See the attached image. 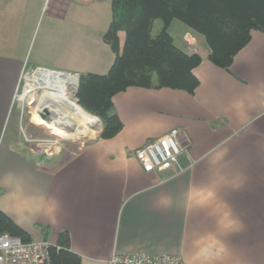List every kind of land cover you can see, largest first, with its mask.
Returning a JSON list of instances; mask_svg holds the SVG:
<instances>
[{"label":"crops","instance_id":"0c3cea01","mask_svg":"<svg viewBox=\"0 0 264 264\" xmlns=\"http://www.w3.org/2000/svg\"><path fill=\"white\" fill-rule=\"evenodd\" d=\"M2 2L0 211L32 241L54 246L67 232L81 264H108L114 252L264 264V34L251 32L225 71L208 61L205 40L190 29L177 44L173 21L174 45L202 59L193 95L129 88L112 98L123 126L114 138L47 156L19 139L15 120L8 126L21 74L105 76L115 59L102 40L111 0ZM124 40L120 33V51ZM173 129L183 147L178 164L144 172L134 152Z\"/></svg>","mask_w":264,"mask_h":264},{"label":"trees","instance_id":"16d2710c","mask_svg":"<svg viewBox=\"0 0 264 264\" xmlns=\"http://www.w3.org/2000/svg\"><path fill=\"white\" fill-rule=\"evenodd\" d=\"M111 22L102 40L115 55L105 76L81 75L75 94L77 104L102 124L99 139L114 138L121 130L112 98L129 88L181 90L193 95L199 82L193 70L198 54L178 49L168 32L175 20L200 35L209 50L208 61L229 71L235 56L249 43L251 32L264 34V0H111ZM163 27L155 37L153 23ZM125 34L122 50L119 34ZM22 242L31 237L0 211V235ZM49 264H81L70 251L67 232L49 247Z\"/></svg>","mask_w":264,"mask_h":264},{"label":"built area","instance_id":"2783aa9c","mask_svg":"<svg viewBox=\"0 0 264 264\" xmlns=\"http://www.w3.org/2000/svg\"><path fill=\"white\" fill-rule=\"evenodd\" d=\"M64 73L36 68L30 72L21 74L18 86L15 90L13 103L16 100L34 98L35 92L48 90L44 85L57 84L53 79ZM78 80L76 76L67 74ZM48 77H52V80ZM43 84V88H40ZM58 85V84H57ZM42 95V94H41ZM178 130H171L164 136L146 143L142 148L134 152V157L142 170L151 173L158 169H168L178 164V158L183 152L179 143ZM50 244L44 241L22 242L19 238L4 234L0 235V264H49ZM108 264H185L180 258L170 255H120L114 252Z\"/></svg>","mask_w":264,"mask_h":264},{"label":"rangeland","instance_id":"374dc122","mask_svg":"<svg viewBox=\"0 0 264 264\" xmlns=\"http://www.w3.org/2000/svg\"><path fill=\"white\" fill-rule=\"evenodd\" d=\"M0 5L1 7H6L5 6L6 2H2ZM101 11H103V8H101ZM4 13L6 15L7 10H5ZM1 16L2 15H0V39L6 38L7 33H8V27H7L8 20L6 16H2V18ZM174 22L175 23L172 25L171 31L173 35L175 36L176 43L180 45V43L183 44L182 30L185 28L187 29L189 28L180 21L175 20ZM2 23H5V24H2ZM40 25H41V21L36 25L34 39L38 35ZM160 25H162V22L160 20H156L153 23V27L151 30V35L153 37L159 34V31L157 29ZM97 28H96V32H98ZM23 29L24 27L21 28V30ZM28 29H30L31 31L33 29V26L32 27L30 26ZM77 88H78V85L76 88L75 87L72 88L71 86H68V91L71 94L69 99L72 102H75L76 104H77V99L75 98V94H76ZM42 92L43 91L35 92L34 98H29L25 100L20 99L19 101L16 100L12 105L13 108H12V112L10 115L11 118H9V121H8V126H10L11 123L14 122V120L16 121L17 134L20 140H22L25 144L30 146L35 152L46 154L47 156H55L56 153L65 154L66 156H71V155L78 154L79 152L82 151V149L85 146H87L89 143L99 138L102 132V124L97 117H94V118L97 119V121L100 124V127H99V130H97L96 135L91 138L61 139V138H58L52 135L49 131L41 129L40 127L35 125L32 122L31 118H32L33 113L36 112V107H37V104L39 103L38 101L41 98ZM86 113L89 114L88 112Z\"/></svg>","mask_w":264,"mask_h":264},{"label":"bare ground","instance_id":"6f19581e","mask_svg":"<svg viewBox=\"0 0 264 264\" xmlns=\"http://www.w3.org/2000/svg\"><path fill=\"white\" fill-rule=\"evenodd\" d=\"M52 80V77H48ZM57 84L44 85L47 92L42 93L36 112L32 115V122L41 129L49 131L61 139L91 138L96 135L100 124L96 118L84 112L69 97L68 86L75 85L76 79L67 74L57 75L53 81ZM43 84L40 88L44 89ZM47 111L50 121L43 120L39 114Z\"/></svg>","mask_w":264,"mask_h":264},{"label":"water","instance_id":"95a60500","mask_svg":"<svg viewBox=\"0 0 264 264\" xmlns=\"http://www.w3.org/2000/svg\"><path fill=\"white\" fill-rule=\"evenodd\" d=\"M76 78H77V80L79 81V76H76ZM39 116L43 119V120H45V121H47V122H49L50 121V116H49V114H48V112L45 110L43 113H41V114H39Z\"/></svg>","mask_w":264,"mask_h":264}]
</instances>
